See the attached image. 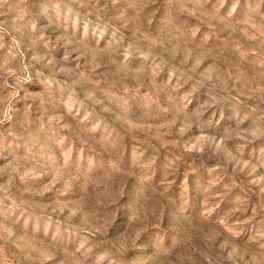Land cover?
<instances>
[{
  "label": "rangeland",
  "instance_id": "rangeland-1",
  "mask_svg": "<svg viewBox=\"0 0 264 264\" xmlns=\"http://www.w3.org/2000/svg\"><path fill=\"white\" fill-rule=\"evenodd\" d=\"M0 264H264V0H0Z\"/></svg>",
  "mask_w": 264,
  "mask_h": 264
}]
</instances>
